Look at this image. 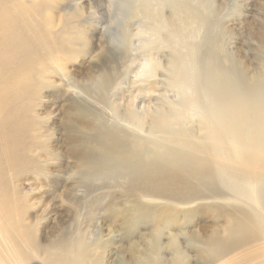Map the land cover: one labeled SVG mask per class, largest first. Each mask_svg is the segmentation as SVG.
Masks as SVG:
<instances>
[{
	"label": "bare ground",
	"instance_id": "obj_1",
	"mask_svg": "<svg viewBox=\"0 0 264 264\" xmlns=\"http://www.w3.org/2000/svg\"><path fill=\"white\" fill-rule=\"evenodd\" d=\"M69 1L0 0V264H102L105 256L95 257L99 243L91 247L79 233L58 232L41 244L37 226L46 217L29 219L15 196L14 182L23 174L31 176L32 193L40 181L57 177L62 184L95 176L124 179V195L134 205L124 210L118 240L139 238L149 253L133 252L129 263L108 250L113 264H139L145 257L146 264H241L251 245L264 247V91L247 86L256 78L240 69L229 50L221 53L220 37L233 39L238 32L237 5L221 16L223 5L215 0H100L105 9L128 10L127 19L110 18L115 52L107 58L108 47L97 38L104 30L94 21L100 10H85L91 0H78L76 8ZM55 9L66 11L61 16ZM71 15L80 19L69 21ZM131 18L139 21V55L132 53ZM257 41L263 50L264 29ZM96 46L103 49L95 52ZM80 54L77 65L87 61V67L69 69ZM139 56L144 78H161L164 91H175L179 102L164 101L161 93L144 114L134 109L132 96L117 103L113 90ZM60 88L70 101L63 152L50 144L51 124L41 133L46 117L39 113L43 99L50 101ZM160 205L179 230L205 212L224 223L203 239L155 230L147 246L139 228L156 225ZM178 206L184 224L171 212ZM5 209L11 215L4 224ZM255 251L256 264H264V249Z\"/></svg>",
	"mask_w": 264,
	"mask_h": 264
},
{
	"label": "rangeland",
	"instance_id": "obj_2",
	"mask_svg": "<svg viewBox=\"0 0 264 264\" xmlns=\"http://www.w3.org/2000/svg\"><path fill=\"white\" fill-rule=\"evenodd\" d=\"M244 1L245 0H215L216 3L223 5L221 8L222 12L220 13L221 16L226 11L234 12V10L232 9L237 5L236 12L238 11V16L236 18L239 22L237 23L238 32L236 33V36L232 39V37H228L226 34H224L223 37H220L221 39L219 41V45L221 53L223 51L228 52L229 50V53L231 52L230 54L233 55L237 60L240 69L242 68L243 70H245L244 72L248 76L256 78L257 81L254 80V82H252L251 84H247V86L253 85L255 91L257 93H261L262 91H264V49H259V41H257V37L260 36L261 31L264 29V0ZM69 2V5L72 8H76L77 4L79 3L78 0H70ZM83 2L85 3L87 2V0H84ZM86 5V11L92 10L95 6V9L100 10L99 12H101L100 14H97V17H94V21H97L99 30H104H102V36L99 37V33L97 32V38L104 45L106 44V47H108L107 58L108 56L111 57V55H113V53L115 52V40L113 39V34L116 29V23H113V21L111 20L116 17H119V20L127 19L126 14L128 10L126 9V12L122 10V12L119 13L118 9L115 8L105 9L103 7H100L102 5L100 0H91V2ZM85 10L84 13L86 12ZM65 11L66 10L64 9H60L59 11L56 10V14L62 16ZM76 16L78 15L69 16V21H76V19H80V17ZM135 20L136 18H131L132 24L128 30L132 36V53H138L137 55H139V52L136 49L138 45L137 28L139 27V21L137 25V22ZM104 27H107V29L105 30ZM218 28H216L213 32H218L217 30H220V27ZM197 37L198 39H194L195 41L199 40V35ZM100 48L103 49L101 46H96L94 48V51L98 52ZM83 57L84 56L82 54L78 55V57H76L77 59L72 62L73 67L69 66V69L76 68L77 71H81V69L83 70L85 67H87V61H83L82 66L77 65L79 59ZM143 63L144 57L139 56L129 77H121L119 79L116 88L113 90V92H115L116 94L114 98L117 103L122 106L124 100L129 98V96H132L134 99V109L138 113L144 114L146 112H150L151 109L154 108L156 103L155 101H157L161 97V93H163L164 95V101L167 100L173 103L179 102L180 98L178 97V95H176L175 91H170L169 89L168 91H164V89L162 88L163 82L162 80H160L161 78H159L158 76H153L147 79L144 78L142 74L143 72L140 70L142 69L141 67ZM260 73L262 74L258 76ZM143 79L146 80L143 81ZM149 82L157 83L155 84V86H153L154 88L152 89L148 88ZM54 95L55 96L51 94V97L47 98L48 100L50 99V101L43 99L44 101H46V103H43V107L39 109V113L42 114L41 117H46V119L42 120L41 133H44L43 130L45 129V126L51 124L50 127H52L51 130L53 132L52 137L49 140L51 142L50 144L54 146L52 147L53 149H57L59 147L60 151L63 152L66 149V146L64 144V141L62 140L66 136L65 134L69 132V127L65 123L67 120V118H65L67 114L64 111H66L67 107L70 105V101L68 102V100L65 99L64 90L62 88H60L59 91H57V93ZM56 106H58L59 109ZM62 107H64V109ZM195 125L197 126V122L193 123V126ZM195 133L197 134L198 132L195 131ZM61 135H63V139ZM60 141L62 144L60 143ZM55 143L58 144L56 145ZM30 177V174H23L20 175L19 179L14 182V184L16 185L15 196L16 198L18 197L23 200V210H25V215L29 219L36 220L39 217L42 218L43 216L45 219L46 217L47 220H41L40 224H38L37 226V230H39L37 236L41 244L46 245L51 240L53 241L57 239L58 232L66 233V235L68 236L69 234H72L73 236L76 233H79L83 237V240L91 247H94L95 243H99L95 246L92 253L95 257H97L98 254H101V252H105L102 264H113L112 258H110L107 254L108 250H115L116 253L120 254L122 258L124 260H127V262L129 263H131L133 252L135 256H142L144 253H149L148 251H145L141 246L143 241H141L139 238L137 239L136 237H132L134 233L130 234L132 238H130L129 240H126L125 238L122 242L118 240L121 238V233L123 232V228H125L124 224L127 220V216L124 210L130 208L132 204L134 205L131 199H128L124 195L121 185L124 179H115L111 176H109L108 178L95 176L91 179L71 178L73 181H70V179H68V181L62 184L61 179L57 177L56 179H51L52 181L49 182L40 181V183L38 184L39 191L32 193L30 192V187L33 185L29 183V180H31ZM37 200L39 201V203L37 205H32V203ZM221 206L224 205L221 204ZM11 207L12 206L9 204L7 206V210H11ZM167 208L168 207L164 205H160V209H162V211L160 212L158 210V219L156 225H150L149 222L147 223L146 227L139 228V230H142L141 233H144L141 236L146 240L147 246L150 243L152 237L151 235L155 230H157V232H159L160 230L165 234L167 232L172 233L179 231L187 232V234L195 233L197 237L203 239L205 235H208L213 231V226L217 227L224 223V218L220 219L217 213L205 212L203 215L199 214L196 216L195 214L193 216L192 219L193 223L195 224L183 226L181 228L182 230H179L177 229L178 226L169 224L168 218L165 217L167 216L165 214H168L166 212ZM182 211L183 207L180 206L171 210V212H174L179 223L184 224L186 222V219L182 218ZM10 215L11 212H7L6 209L3 210L1 220H3L2 222L4 224L5 221L10 218ZM163 217H165L167 220L163 219ZM222 217H226V215L224 214ZM101 226H103V229H100ZM171 226H174V228H171ZM108 232L111 234L110 236L113 238V241L111 245H108L106 248H104V243L107 242V239L111 238L108 235ZM161 241L164 242L166 241V239L160 238V242ZM180 241L182 240H179V244H181V246L186 245V243H180ZM259 244L260 243H255L250 246V251L241 256L244 258L240 261L241 264L258 263L259 259L255 250L256 248L264 249V247L262 246L258 247ZM138 246H140V248ZM183 248L185 249V247ZM187 254L194 255V252L187 251ZM144 261H146V257ZM144 261L138 263L146 264ZM192 262H194V260H192ZM28 264H35V262L33 261Z\"/></svg>",
	"mask_w": 264,
	"mask_h": 264
}]
</instances>
